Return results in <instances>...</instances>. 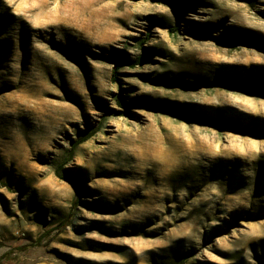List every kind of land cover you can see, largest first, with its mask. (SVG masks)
<instances>
[{
  "label": "rangeland",
  "instance_id": "374dc122",
  "mask_svg": "<svg viewBox=\"0 0 264 264\" xmlns=\"http://www.w3.org/2000/svg\"><path fill=\"white\" fill-rule=\"evenodd\" d=\"M0 264H264V0H0Z\"/></svg>",
  "mask_w": 264,
  "mask_h": 264
},
{
  "label": "trees",
  "instance_id": "16d2710c",
  "mask_svg": "<svg viewBox=\"0 0 264 264\" xmlns=\"http://www.w3.org/2000/svg\"><path fill=\"white\" fill-rule=\"evenodd\" d=\"M178 27H179V24L177 23V24L174 26L173 29H170V31H171L172 33H176V31L178 30ZM114 62H115V68H114V72H113V80H114V81L117 80V79H116V76H115V75H116V71H117V69H120L122 66H125V65H126V66H130V67H133V66L135 65V64L131 63L130 61L125 60L121 55H118V56L116 57V59L114 60ZM117 103H118L119 105H121V101H120V99H117ZM156 110H157V111H162V112H165V113H168V114H178V113H174V112H173V109H171L170 107H167V106L157 107ZM180 112H182L181 114H184L185 116H187V115H188V116H192V117H199V116H200V114L195 113V112H193V111H190V112L186 113V110H185V109L181 110ZM86 139H87V138H82V139H79V140L75 141V142L73 143L72 147H71V150H70L71 154H72V152L76 149V147H77L79 144H81L82 142H84ZM61 168H62V164L59 165V166L57 167V172H58Z\"/></svg>",
  "mask_w": 264,
  "mask_h": 264
},
{
  "label": "bare ground",
  "instance_id": "6f19581e",
  "mask_svg": "<svg viewBox=\"0 0 264 264\" xmlns=\"http://www.w3.org/2000/svg\"><path fill=\"white\" fill-rule=\"evenodd\" d=\"M260 111V110H259Z\"/></svg>",
  "mask_w": 264,
  "mask_h": 264
}]
</instances>
